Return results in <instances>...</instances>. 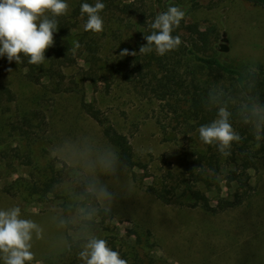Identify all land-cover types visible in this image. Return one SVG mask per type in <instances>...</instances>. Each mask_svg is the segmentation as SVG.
<instances>
[{
  "label": "trees",
  "instance_id": "trees-1",
  "mask_svg": "<svg viewBox=\"0 0 264 264\" xmlns=\"http://www.w3.org/2000/svg\"><path fill=\"white\" fill-rule=\"evenodd\" d=\"M171 1L166 0L164 4L168 6ZM199 1H177L176 7L184 8L185 16L172 35L179 36L182 43L177 49L158 55L154 47L148 53H139V48L147 43L144 37L154 31L151 24L157 15L167 11L166 7L163 12H157L145 0H100L105 5L100 12L104 30L94 33L84 30L87 16L81 15L80 5L85 2L94 4L96 0H76L68 4L69 11L65 15L56 17L58 29L54 33V45L45 52V61L34 65L28 63V57H22L23 62L19 65L24 70L25 79L42 89L36 104L43 101L54 103L64 95L75 98L78 111L87 114L98 124L105 143L117 151L125 165L122 170L129 173L134 186L141 187L150 197L164 204L176 202L182 207H196L208 215L225 211L228 207L246 209L254 199L250 171L260 168L264 171V138L257 140L252 126L241 118L247 115L253 100L264 104V64H247L237 68L209 53L208 44L213 43L210 35L201 30L200 24L192 21L190 15L191 11L202 6ZM243 1L264 9V0ZM205 5L211 9L220 4ZM124 17L137 20L133 43L118 48L119 53L127 49L128 54L120 56L117 65H111L101 55L102 43L110 34L120 38L119 30H113L112 24H120ZM132 52H136V55H132ZM188 60L193 62L192 65ZM110 78L127 82L140 95L162 103V112L169 115L172 122L180 126L179 133L193 143L192 153L200 170L189 172L192 179H180L179 184L184 185L182 188L179 184L169 183L168 179L174 180L171 172L161 182L152 177L151 182L145 183V177L150 174L147 163L136 157L129 138L110 122L95 102L86 99V83L96 87L100 82H111ZM15 100L12 89L0 82V165L9 177L19 167L26 171V175L4 184L2 190L24 199L61 200L59 207L66 222V245L59 254L60 264H80L83 262L78 255L81 251L80 240L73 232L90 223L81 213L98 204L97 198L91 194L92 180L88 177L84 183H80L74 176L73 166L66 160H42L37 155L48 154L43 147L38 151L37 144L52 141L48 107L13 113ZM213 103L229 108L232 112L230 122L241 136L238 143L233 142L231 154L227 157L217 150L216 145L204 144L199 138V127L217 118V109L209 107ZM225 169V177L235 183V188L226 196L231 199L230 205H226L225 197L220 193L212 205L207 193L212 191L213 185L220 189L218 176ZM138 171H142L140 177ZM199 185H204L203 189ZM114 218L112 208L107 213L101 211L93 227L101 232L108 230ZM128 219L135 226L137 237L127 252L133 261L137 260L135 264L154 263L147 253L150 247L157 245L153 230L142 221ZM148 236L154 242L150 243ZM112 249L115 250V246ZM51 258H46L44 264H58Z\"/></svg>",
  "mask_w": 264,
  "mask_h": 264
},
{
  "label": "rangeland",
  "instance_id": "rangeland-1",
  "mask_svg": "<svg viewBox=\"0 0 264 264\" xmlns=\"http://www.w3.org/2000/svg\"><path fill=\"white\" fill-rule=\"evenodd\" d=\"M75 1L67 0V3ZM145 1L157 12L178 4V0H172L168 6L164 4L166 0ZM199 4L202 6L191 11L190 15L192 21H197L200 29L210 35L213 43L208 44L209 53L237 68L247 64H264V9L243 0H200ZM205 4L220 5L209 9ZM181 10L185 11L184 8ZM120 22L112 24L113 30H119L120 38L110 34L102 43L101 55L111 65H117L120 61L118 48L132 45L137 25L135 18L124 17ZM188 61L192 65L193 62ZM113 80L110 78L111 82H100L96 87L86 83V99L95 102L110 122L129 138L136 157L147 163L150 174L145 177V183L151 182L152 177L161 182L168 172L174 176L173 181L168 179L169 183L179 184L180 179L187 177L192 179L189 172L200 170L192 153L194 145L179 133L180 126L162 112V103L140 95L127 82ZM0 82L10 87L16 95L13 113L48 107L52 141L36 145L38 151L41 147L48 150L46 155L37 154L42 160H66L73 166L74 176L80 183L89 177L93 185L98 179L116 194L117 199L111 205L115 218L109 224V229L101 232L93 227V233L102 239L107 236L105 240L109 247L115 246V251L128 264L137 262L127 252L137 237V230L128 218L142 221L153 230L157 245L147 251L148 257L154 260L152 264H264L262 168L250 171L254 199L246 209L228 207L225 211L207 215L196 207H182L176 202L164 204L150 197L141 187L134 186L125 170L121 169L118 179L101 171L111 148L103 140L98 124L75 107L74 97L64 95L54 103L43 101L36 104L41 97V87L28 82L20 65L15 61L9 62L5 56H0ZM25 172L19 167L9 177L0 165V209L19 206L24 218L42 225L43 238L33 241V264H44L49 257L60 264L59 254L66 245L65 224L60 225V221L64 220L59 207L61 200L24 199L2 190L4 184L26 175ZM226 172L225 169L218 176L220 189L213 185L212 191L207 193L212 205L216 203L219 193L225 197L226 205H230L231 199L226 196L235 188V183L225 177ZM138 173L140 177L142 171ZM179 185L181 188L184 186L182 183ZM199 186L203 189L204 185ZM83 229L77 228L74 236L78 238ZM148 237L150 243L154 242L152 237Z\"/></svg>",
  "mask_w": 264,
  "mask_h": 264
},
{
  "label": "clouds",
  "instance_id": "clouds-1",
  "mask_svg": "<svg viewBox=\"0 0 264 264\" xmlns=\"http://www.w3.org/2000/svg\"><path fill=\"white\" fill-rule=\"evenodd\" d=\"M104 3L96 0L94 4L87 2L80 5L81 15L87 16L85 31L100 33L104 30V21L100 12ZM69 11L66 0H0V56L9 62L22 63V57H28V63L42 64L45 52L54 45V33L58 29L56 17ZM185 12L179 7L170 6L167 11L156 16L151 28L154 30L145 36L146 44L139 48V53L153 51L164 55L177 49L182 43L179 36H173V30L179 26ZM77 47L79 45L77 44ZM124 49L120 55H127ZM136 55V52H132ZM257 71V70H256ZM211 95V93H210ZM217 109V118L211 123L201 125L198 129L200 140L207 145H216L217 150L225 157L231 154L233 142H239L241 136L233 128L230 117L232 112L224 104H211ZM253 128L257 140L264 138V104L253 100L247 115L241 118ZM117 151L111 148L109 158L101 171L114 179L124 167ZM92 195L98 200L97 206L84 210L81 216L89 221L79 236L78 255L84 264H128L118 251L109 247L105 239L93 233V223L101 211L107 213L116 194L97 179L92 185ZM66 222L60 221L63 226ZM42 225L30 218H24L19 206L0 209V261L2 264H31L35 259L32 251L33 241L43 238Z\"/></svg>",
  "mask_w": 264,
  "mask_h": 264
}]
</instances>
